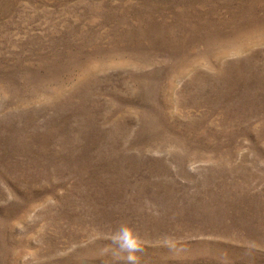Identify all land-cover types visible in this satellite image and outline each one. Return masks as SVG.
<instances>
[{
  "label": "rangeland",
  "instance_id": "obj_1",
  "mask_svg": "<svg viewBox=\"0 0 264 264\" xmlns=\"http://www.w3.org/2000/svg\"><path fill=\"white\" fill-rule=\"evenodd\" d=\"M0 264H264V0H0Z\"/></svg>",
  "mask_w": 264,
  "mask_h": 264
}]
</instances>
